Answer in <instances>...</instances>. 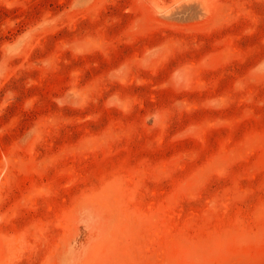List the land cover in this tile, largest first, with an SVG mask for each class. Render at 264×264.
I'll return each instance as SVG.
<instances>
[{"label": "rangeland", "instance_id": "1", "mask_svg": "<svg viewBox=\"0 0 264 264\" xmlns=\"http://www.w3.org/2000/svg\"><path fill=\"white\" fill-rule=\"evenodd\" d=\"M0 264H264V0H0Z\"/></svg>", "mask_w": 264, "mask_h": 264}]
</instances>
